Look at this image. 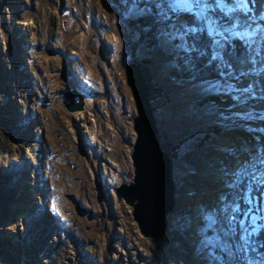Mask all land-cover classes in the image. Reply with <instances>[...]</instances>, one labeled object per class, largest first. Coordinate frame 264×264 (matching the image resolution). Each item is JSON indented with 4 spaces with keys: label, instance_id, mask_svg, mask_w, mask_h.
<instances>
[{
    "label": "rangeland",
    "instance_id": "1",
    "mask_svg": "<svg viewBox=\"0 0 264 264\" xmlns=\"http://www.w3.org/2000/svg\"><path fill=\"white\" fill-rule=\"evenodd\" d=\"M204 2L228 29L210 37L215 54L230 32L249 31L239 38L264 57V9L242 20L225 12L233 0ZM206 23L167 0H0V264H259L260 219L256 251L242 252L239 237L244 213L264 205L252 180L264 172V96L239 84L264 68L186 78L190 36ZM133 61L172 159L175 203L159 239L115 194L133 179Z\"/></svg>",
    "mask_w": 264,
    "mask_h": 264
},
{
    "label": "water",
    "instance_id": "2",
    "mask_svg": "<svg viewBox=\"0 0 264 264\" xmlns=\"http://www.w3.org/2000/svg\"><path fill=\"white\" fill-rule=\"evenodd\" d=\"M125 70L136 108L135 140L130 155L134 170L132 181L118 186L115 194L132 208L140 233L146 238L159 239L167 232L168 216L175 203L172 159L159 141L150 88L142 67L133 61ZM82 108V100L67 106L70 111Z\"/></svg>",
    "mask_w": 264,
    "mask_h": 264
},
{
    "label": "trees",
    "instance_id": "3",
    "mask_svg": "<svg viewBox=\"0 0 264 264\" xmlns=\"http://www.w3.org/2000/svg\"><path fill=\"white\" fill-rule=\"evenodd\" d=\"M247 2L251 12L242 9L236 11V14L239 15V18L242 20L253 15H260L264 9V0H247ZM218 15L227 23L233 22V19L223 12L218 11ZM143 23L144 20L142 19V24ZM190 37L191 42L188 44V50L193 62L187 67L186 65L181 67L182 72L188 79L199 82L221 78L223 75L228 74H249L254 73L258 67H262V64H264V57L250 56L248 42L244 38L236 36L224 41L225 48L221 51L220 55H218L214 53L212 39L209 37L206 30L201 29L200 32L197 31L191 34ZM242 82V84H239L241 88H249V86H251L254 88L255 92L264 96V69L256 76L250 77L247 75ZM253 82H255V84ZM211 100L214 104L221 107H227L232 104V100L229 99H227L229 102H227L228 105L225 103L226 100L223 101L217 98H211ZM262 107L263 103H260V108ZM259 237L262 245L261 251L264 254L263 231H260Z\"/></svg>",
    "mask_w": 264,
    "mask_h": 264
},
{
    "label": "snow or ice",
    "instance_id": "4",
    "mask_svg": "<svg viewBox=\"0 0 264 264\" xmlns=\"http://www.w3.org/2000/svg\"><path fill=\"white\" fill-rule=\"evenodd\" d=\"M168 4V11H176L180 9L184 10H191L195 13L200 15L202 20H205L207 31L209 37L221 36L224 35L225 32H228L227 28H223L216 20H213L210 16H208V5L205 4L204 0H167ZM221 5H225V0H216V6L220 7ZM136 5L133 4V8ZM161 10L162 15H166L167 13L164 10L163 4L158 5ZM247 7V0H233L232 7H227L225 5V12L231 13L233 11H238L242 8ZM237 27L236 24L232 25V28L235 29ZM223 28V30H222ZM254 33L249 31L244 32H230L227 38H231L232 36L238 37H249L252 36ZM179 35V34H177ZM213 43L220 45V41L213 39ZM262 68H264V64H262ZM251 87V86H249ZM239 179V178H238ZM252 180L256 181L257 184L260 186L261 193H264V172L260 173L259 176L256 173L252 174ZM249 204H251V200H249ZM238 211V209H237ZM253 209H249L247 212L244 213L245 217H251V224L247 223V219L244 221H240V250L242 252L248 251H256L255 241L252 239L257 232L258 228L256 226V221L259 218L261 221V225L264 226V205L260 207L258 210V215H252ZM259 264H264V254L261 255L259 259Z\"/></svg>",
    "mask_w": 264,
    "mask_h": 264
}]
</instances>
